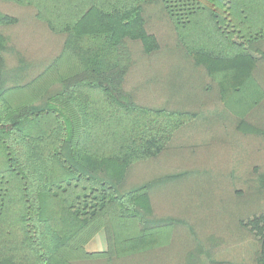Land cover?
I'll use <instances>...</instances> for the list:
<instances>
[{"label":"trees","instance_id":"16d2710c","mask_svg":"<svg viewBox=\"0 0 264 264\" xmlns=\"http://www.w3.org/2000/svg\"><path fill=\"white\" fill-rule=\"evenodd\" d=\"M2 1L35 10L38 20L50 6L70 2L40 1L39 9L27 0ZM76 2L79 17L62 28L60 52L14 86L3 85L9 66L31 57L1 33L21 16L0 12V264H131L133 252L146 251L151 236L168 229L171 264H264V0H206V8L202 0ZM205 9L233 53L179 43L196 92L168 110L135 105L126 93L132 55L125 43L152 58L159 45L147 30L150 17L163 15L177 33ZM207 99L219 104L210 134L208 117L196 120L191 109ZM230 103L243 111H230ZM184 124L208 144L231 141V172L215 175L209 188L212 175L186 170L129 184L141 163L175 152L170 144ZM184 144L195 159L202 143ZM182 180L190 195L172 204L161 194ZM157 203L164 204L161 215ZM100 232L106 250L88 252ZM177 244L183 256H173Z\"/></svg>","mask_w":264,"mask_h":264},{"label":"rangeland","instance_id":"374dc122","mask_svg":"<svg viewBox=\"0 0 264 264\" xmlns=\"http://www.w3.org/2000/svg\"><path fill=\"white\" fill-rule=\"evenodd\" d=\"M27 1L28 2L23 1V4L28 5L33 3L31 0ZM49 3L58 5L57 2L49 1ZM201 3L203 7L206 8V0H202ZM76 4V0H70L69 4L65 5L66 7L58 5L60 8H69L68 10L66 9L69 12L68 16H52L48 14L47 16H43V19L47 20L53 33H48L49 31H47L46 26L42 23L43 19H39L38 23L35 22L37 25H33L35 24L34 21L31 22L26 15L23 16L21 23L17 24L18 26L15 25L13 27L1 28V33L5 36L7 44H17V46L18 44L22 45L23 47L19 48L25 52L26 57L41 58L39 61H32V59H30L28 62H22L24 65L17 66V69H14V67L10 65V70H8L7 73V80L9 81L3 80V85L14 86L16 83L18 85L20 81H28L35 77L37 73L46 66L45 61L52 57V54H48L49 51L51 52L49 49L51 44L49 42H53L52 40H55V38H62V28L67 24L75 22L79 17L75 14L78 12V5L76 6ZM19 8L18 5L10 2H0V12L11 17L13 16L17 18L20 15L19 11L23 9ZM53 8V5L50 6L49 11ZM82 12H84V10ZM208 14L209 12L207 9L198 12L187 24L177 29V33L172 32L173 26L167 22L163 15L155 17L159 21L156 19L153 21L152 17H150L151 20L147 30L156 37L159 45L158 52L154 54V57L152 58H145L146 56L142 53L139 44L131 42L125 43L130 55H132L131 57H133L135 61V65L133 66V74L137 75L134 81L135 83L131 82L132 84H129L130 86L128 84L126 85V93L132 96L135 105L151 108L148 102H152L156 109L168 110L178 107L183 99L186 100V98H190L192 91L196 92L194 76L192 75V72H189L190 69L186 65V62L184 63L182 59H180L181 57L179 54L181 49L178 46L179 43L185 44L187 49H206L227 54L233 53L234 50L229 48V40L224 39L221 35H216L214 26L211 24L210 16ZM22 21H25L26 23L23 24ZM18 28H22L19 37L20 41L14 42L13 40L18 38ZM54 35L57 37H54ZM226 36L228 37L229 34ZM171 44H173V46H171ZM19 75L25 78H19ZM171 75H173V78ZM134 86H138V89ZM214 92H210V94H213ZM238 98L239 97L235 98L236 102H238ZM247 101L249 102L248 98ZM230 104L231 106L227 105V108L229 107L228 109L230 111H234L237 114H240L238 110L240 112L243 111L242 108H239L237 105ZM216 105H219L218 101H208L207 99L204 108L196 106L191 108L194 109L193 113L197 116L196 120H199L200 116L204 115L208 117L206 123L213 125V128L212 126H208L205 131L206 134L213 132L214 119L212 116L217 113L216 111L218 108H216ZM213 109L215 110L211 111ZM192 120L188 123L194 122ZM194 130L195 129H193L192 125L185 124L179 128V135H177V137L175 136L171 142L172 144H170L172 149L175 148L176 153L169 152L163 154L161 157H158L159 160L156 159L150 164L149 162L141 163L143 165L137 166V168H135L130 174L129 184H137L158 175L186 170L192 172L199 171L200 173L204 171V173L212 175V177L205 183V188L217 185L219 177L217 178L215 175H219L220 173L227 174L233 169V162L231 163L230 161L233 152L231 151V141L225 138L223 141H219L218 144L211 145L213 142H209V139L205 136L199 138L197 130ZM184 143L190 145H198L202 143V146L197 149L198 155L195 159L193 155L189 153L190 150H187L188 147L185 146L186 144ZM195 153L196 152H194V154ZM216 162L225 164L221 165L220 169H218V167H213L217 165ZM203 177H205V175H202L201 178ZM186 184H188V181L182 180L175 185H170L167 187L169 192L166 194L162 193L161 195L169 198L172 204L180 203L181 200H183L179 199L180 196L190 195V191ZM170 192H176V194L169 195ZM159 195H155L156 197L154 201L158 200ZM169 207L173 208L171 204H169ZM252 209L250 211H252ZM85 247L88 250L94 251L98 250L100 247H105V237L103 232L98 233L88 242V244L85 245ZM234 255L238 259L244 254L238 255L235 253Z\"/></svg>","mask_w":264,"mask_h":264},{"label":"crops","instance_id":"0c3cea01","mask_svg":"<svg viewBox=\"0 0 264 264\" xmlns=\"http://www.w3.org/2000/svg\"><path fill=\"white\" fill-rule=\"evenodd\" d=\"M34 2V5L35 6H38L39 9L43 8L44 9V6L39 3L40 1H55V0H31ZM47 4V2H46ZM59 9L56 10V8L54 9V11L56 12H52L50 13V11H45L44 15H40V19H43V16H47L48 15H52V16H62V15H69V12L67 11L69 8H60V6H58ZM67 9V10H66ZM35 10H20L19 11V14L21 16V20L23 18L24 15L27 16L28 19H30L31 22L34 21V23H38L39 20H37V18H34L35 16ZM23 22V21H22ZM21 23V21L19 22V24ZM26 22L24 21L23 24H25ZM33 24V25H37V24ZM46 28H47V31H49L48 33H53L51 28L49 27V24L47 23V20L46 19H43V22H42ZM58 23V21H57ZM22 31V28H18V37H20V34ZM54 37H57L54 35ZM63 37L62 38H55V40H52L53 42H49L51 44V46L49 47V49L51 50V52L48 54H52L51 58H48L47 61H52L55 56H57L56 54H58L62 48V45H63ZM53 43V45H52ZM32 61H36V60H41V58H36V57H33L31 58ZM138 59V58H137ZM44 62V61H43ZM46 63V61H45ZM131 67L129 68V71L128 73L126 74V80L130 82V84H132L131 82H134L135 81V78L137 77V75L133 74L134 72V69H133V66L135 65V61H134V58L131 57ZM135 83V82H134ZM130 86V85H129ZM149 106L150 107H154V103L152 102H148ZM181 104H179V107H180ZM164 205V204H163ZM163 205H159L158 203L155 204V208H154V213L156 215H161L163 214V212L161 211V208L164 207ZM180 236V235H179ZM152 240H154V243L153 245H151L146 251H136V252H133V254L130 256L131 257V260H130V263L131 264H171L170 263V260H171V255L172 253L170 252V250H167L169 248V246L171 245V241L173 240V233L168 229L166 231H158L156 232L155 234H153L151 236ZM178 237V236H176ZM180 239H178L179 241ZM88 244V243H87ZM86 249V247H85ZM88 252H101V251H105L106 250V242H105V247H100L98 250H88L86 249ZM181 252V246L179 244H177V246L174 247L173 249V256L176 255L177 253L180 254ZM182 253V256L184 255V252H181ZM177 257H180V255H176Z\"/></svg>","mask_w":264,"mask_h":264}]
</instances>
